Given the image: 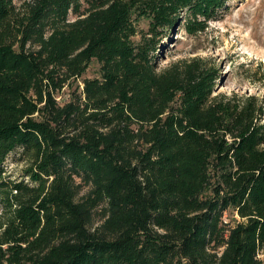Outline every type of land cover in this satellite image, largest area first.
<instances>
[{"label": "trees", "instance_id": "obj_1", "mask_svg": "<svg viewBox=\"0 0 264 264\" xmlns=\"http://www.w3.org/2000/svg\"><path fill=\"white\" fill-rule=\"evenodd\" d=\"M225 4L0 0V264H264L263 98L155 62Z\"/></svg>", "mask_w": 264, "mask_h": 264}, {"label": "rangeland", "instance_id": "obj_2", "mask_svg": "<svg viewBox=\"0 0 264 264\" xmlns=\"http://www.w3.org/2000/svg\"><path fill=\"white\" fill-rule=\"evenodd\" d=\"M139 25L146 29L145 21ZM193 55L209 57L219 67L215 92L256 93L264 100V0H226L218 16L209 20L204 30L193 35L186 33L182 26H175L159 44L155 62L161 68L171 61ZM98 66L91 60L72 88L81 84L83 77L97 75ZM70 90L69 86L63 87L56 94L58 102L66 101ZM261 122L264 124V115ZM13 155L10 154L6 164L19 176L22 162H14ZM86 191L87 187H84L80 194ZM225 218L232 216L226 214ZM99 222V212H96L93 225Z\"/></svg>", "mask_w": 264, "mask_h": 264}]
</instances>
